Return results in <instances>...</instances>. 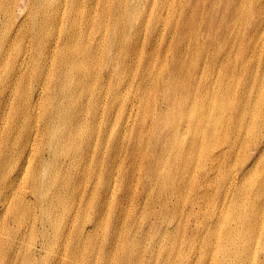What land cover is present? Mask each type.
Wrapping results in <instances>:
<instances>
[{"label": "bare ground", "instance_id": "6f19581e", "mask_svg": "<svg viewBox=\"0 0 264 264\" xmlns=\"http://www.w3.org/2000/svg\"><path fill=\"white\" fill-rule=\"evenodd\" d=\"M114 1L28 0L25 6L24 0H0V264H25V211L28 210L25 200H36L37 203L40 200V208L52 214L57 213V206H64L65 210L59 213L65 220L59 228L63 233L70 223L69 218L79 214L81 200H93L99 208V216L105 209L109 214L107 200H118L117 195L127 180L125 177L135 165L132 162L139 141L135 139L137 134L134 130L139 123L144 124V111L150 107L154 94L157 95V86H144L146 74L140 80L138 73L126 79L125 87L130 89L131 96L117 100L116 92H106L107 104L101 105L100 109L108 111L107 118L98 121L97 111L89 118L83 112L86 106L94 110L96 103L88 99L85 105L82 92L90 90L83 96L85 98L92 93L102 95L100 85L93 80V76H98L94 60L100 56L107 57V48L108 52L112 47L120 48V42L114 40L120 22L113 23L110 41L103 39L109 32L107 22L110 14L116 13L111 9L116 3ZM181 1L185 6L191 3L190 0ZM117 3L120 13L123 2L119 0ZM157 3L153 0V7H158ZM216 3L225 6L226 11L247 12L250 7L248 13H259L251 22L263 28L254 40L260 49L256 73L250 81L245 78V68L255 57L253 52L248 56L244 69L236 68L233 76L220 70L216 78L207 82L208 85H219L215 101L212 97L204 99L197 87L184 88L186 98L178 101L171 99L170 90H166L170 108L180 105L186 112L179 113L184 128L174 130L173 134L170 129L175 118H172L169 127L164 128L171 136L159 147L171 151L170 156L179 161L180 173L190 174L191 186L195 182L199 186L214 182L197 190V199L204 206H213L211 216L219 214L226 224L231 216L222 215L226 211H234L232 205L235 200H243L248 194L250 200L264 199V72L261 73L264 67V0H216ZM192 4L194 12L191 17L195 20L196 11L206 8L205 0H195ZM248 13L247 22H250ZM206 24L211 27L210 19ZM127 55L125 53L121 58ZM90 61L93 62L89 64ZM194 77L200 83L204 82V74ZM229 87L232 89L226 93ZM124 91H121L123 95ZM110 98L121 101L116 115H119L117 126L120 125L121 142L126 145L123 159L118 158V154L113 160L110 157V153L113 155L110 152L113 139H109L107 147L105 143L107 124L113 115V107L108 104ZM214 102L219 109L212 107L214 116L209 120L210 132H204L205 128L198 129L197 117L209 103ZM234 114L237 118L232 117ZM183 116L185 120H182ZM83 117L88 119L84 121ZM157 118L156 114L152 119ZM238 119L237 134L231 131L230 140L223 144L221 132L214 126L223 122L229 126L236 125ZM125 137L128 140L123 141ZM68 166L73 172L63 170ZM199 168L207 169V174ZM139 170L138 178L141 179L143 169ZM192 172L197 173V179ZM73 178L79 179L78 186L72 182ZM178 183L183 185L182 176ZM193 195L190 194V201ZM171 199L165 185L162 200ZM76 200L79 201L75 204ZM239 214L241 216V211ZM84 216L91 217L88 213ZM211 216L208 217L212 221ZM262 218L256 227L257 233L253 225L247 228V232L240 233L246 244L244 252L253 256L252 264H264V215ZM200 245L208 253L218 247L205 243ZM168 251L165 250L163 255L159 252L154 257L156 264H161V261L170 264ZM223 253L228 254L225 249L220 251L221 256ZM166 256L167 259L164 258ZM76 258L70 257L68 264H77ZM135 259L133 250L125 248L117 264Z\"/></svg>", "mask_w": 264, "mask_h": 264}, {"label": "rangeland", "instance_id": "374dc122", "mask_svg": "<svg viewBox=\"0 0 264 264\" xmlns=\"http://www.w3.org/2000/svg\"><path fill=\"white\" fill-rule=\"evenodd\" d=\"M118 1L111 6L116 13L110 14L107 22L109 32L103 39L110 41L113 23L120 22L118 35L114 39L120 42V48L112 47L109 52L107 48V57L100 56L94 60L98 76H93V80L100 85V96L103 97L99 98L94 93L88 98L83 97L90 90L82 92L81 96L85 105L89 102L88 99L95 101L94 110L86 106L83 112L89 118L97 111L100 121L107 118L108 111L102 112L100 109L101 105L107 104L106 92H116L117 100L123 96H131L130 89L125 85L126 79L131 78L134 73H138L139 80L146 74L144 86H157V99L154 94L150 107H146L144 124L139 123L134 130L137 134L134 137L139 141L138 146H135L132 162L135 165L125 177L127 180L123 183L122 192L117 195L118 200H107L109 214L105 209L99 216V208L94 205L93 200H81L79 214L75 218H69L70 223L63 233L59 232V228L65 224V220L59 213L65 210L64 206H57V213L52 214L40 208V200L38 203L36 200H25L28 208L25 211V264H68L69 258L74 256H77V264H117L125 248L133 250L136 259L131 262L122 261L121 264H156L154 257L159 252L163 255L167 249L170 264H252L253 256L244 252L246 244L240 233L247 232V228L252 225L257 233L256 227L263 220L264 199L250 200L248 194L243 200H235L232 205V209L235 207L234 211H226L222 215L231 216L225 224L219 214L216 217L211 216L213 206H204L197 199V190L214 182L200 186L195 182L191 186L190 174L180 173L179 161L170 156L171 151H166L159 145L171 136L164 128L169 127L172 118H175L170 129L173 134L174 130L184 128L179 113L186 112V109L182 110L180 105L170 108L166 90H170L171 99L178 101L186 98L184 88L188 90L197 87L204 99L212 97L215 101L219 85H208L207 82L216 78L220 70L228 71L233 76L236 68L244 69L248 64V56L254 52L255 57L245 68V78L250 81L256 73L255 65L260 52L256 47L259 43L254 40L263 32L262 27L251 22L259 13L251 15L248 13L250 7L247 12L226 11V7H221L216 0H205L206 8L197 10L194 20L191 16L194 12L192 2L195 0H190L191 3L186 6L181 0L177 3L174 0H156V8L153 7V0H121L123 10L120 13L117 11ZM24 2L26 6L28 0ZM247 13L250 22H247ZM208 19L211 27L206 24ZM199 25L201 27H197ZM121 29L124 31L123 35ZM125 53L128 55L122 59L121 56ZM263 72L264 67L261 68V73ZM203 74L204 82L200 83L194 76L200 77ZM231 89L227 88L226 93ZM117 100L112 101L110 98L108 102L113 107V115L109 117L105 143L107 147L109 139H113L110 145L112 160L116 154L123 159L126 151V145L121 142L120 125L117 126L119 115L116 114L121 102ZM212 107L218 108L217 102L209 103L197 117L198 129L205 128L204 132H210L208 125L214 116ZM33 108L34 106V114ZM156 114L158 118L153 121ZM233 116L237 118L236 114ZM88 118L83 117L84 121ZM182 120H185L184 116ZM239 123L240 119L236 125L229 126L223 122L214 126L221 132L223 144L230 140L231 131L234 130L237 134ZM126 139L128 137L123 141ZM37 144L38 141L35 142ZM30 168L33 169L32 164ZM139 169H143L141 179L138 178L141 171ZM63 170L73 172L69 166ZM170 171L171 175L167 176ZM199 171L206 175L208 170L199 168ZM192 173L197 179V173ZM180 176L183 178V185L178 183ZM72 182L79 185L78 178H73ZM165 185L172 195L171 200H162ZM191 193L194 195L190 201ZM70 203L71 200L69 205ZM86 213L91 217H85ZM208 216L212 217V221ZM201 243L218 247L208 253ZM224 249L228 254L223 253L221 256L220 251L224 252ZM164 258L167 259V256Z\"/></svg>", "mask_w": 264, "mask_h": 264}]
</instances>
